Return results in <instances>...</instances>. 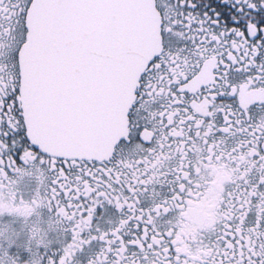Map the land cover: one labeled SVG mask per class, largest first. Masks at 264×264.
<instances>
[{
	"label": "flooded vegetation",
	"instance_id": "af4514ba",
	"mask_svg": "<svg viewBox=\"0 0 264 264\" xmlns=\"http://www.w3.org/2000/svg\"><path fill=\"white\" fill-rule=\"evenodd\" d=\"M179 2L155 0L164 66L140 79L131 138L103 158H69L73 222L44 239L67 264H248L264 252V54L199 27L210 0L191 10ZM222 74L234 95L218 83Z\"/></svg>",
	"mask_w": 264,
	"mask_h": 264
},
{
	"label": "snow or ice",
	"instance_id": "6c2138e0",
	"mask_svg": "<svg viewBox=\"0 0 264 264\" xmlns=\"http://www.w3.org/2000/svg\"><path fill=\"white\" fill-rule=\"evenodd\" d=\"M131 6L130 0H0V264H31L32 258L36 264H67L58 253L45 250L44 239L62 223L73 222L64 197L70 161L44 147L33 127L68 149L98 131L132 73L126 17ZM177 6L201 7L199 0ZM158 7L163 13L164 6ZM202 7L199 27L215 28V37L223 41L246 38L250 49L255 46L264 54V0H210ZM166 23L169 31L177 27L174 18ZM164 55L161 42L148 67L159 70ZM232 63L223 65L225 73ZM261 73L264 64L257 70ZM218 83L235 94L225 75ZM131 136V131L121 136L116 146ZM250 256L248 264H264V252Z\"/></svg>",
	"mask_w": 264,
	"mask_h": 264
},
{
	"label": "water",
	"instance_id": "95a60500",
	"mask_svg": "<svg viewBox=\"0 0 264 264\" xmlns=\"http://www.w3.org/2000/svg\"><path fill=\"white\" fill-rule=\"evenodd\" d=\"M126 11L129 21L132 48L130 50L132 73L126 77L117 97L114 109L102 126L86 141L73 149L44 137L40 128L33 127V134L44 147L67 158L98 159L112 153L121 136L128 133V115L136 98L141 76L148 67V61L161 49V19L155 0H130Z\"/></svg>",
	"mask_w": 264,
	"mask_h": 264
}]
</instances>
